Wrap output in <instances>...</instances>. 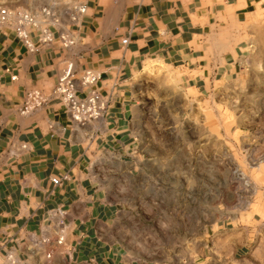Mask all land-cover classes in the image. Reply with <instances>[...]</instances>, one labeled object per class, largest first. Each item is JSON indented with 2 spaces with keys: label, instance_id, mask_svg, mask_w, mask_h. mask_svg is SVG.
I'll return each instance as SVG.
<instances>
[{
  "label": "crops",
  "instance_id": "obj_1",
  "mask_svg": "<svg viewBox=\"0 0 264 264\" xmlns=\"http://www.w3.org/2000/svg\"><path fill=\"white\" fill-rule=\"evenodd\" d=\"M77 1L87 12L70 26L79 37L70 49L56 39L31 53L11 28L0 27V260L10 253L24 264H144L124 260L104 238L118 205L98 178L95 154L122 162L131 156L134 79L150 62L178 68L198 90L234 75L248 46L241 23L256 17L264 0ZM69 63L77 77L84 69L100 74L95 88L111 96L101 119L77 125L56 97L20 115L26 91L50 95ZM57 222L67 225L65 250L47 259L46 248L35 250L33 241L54 236ZM245 248L242 241L232 245L221 264H238Z\"/></svg>",
  "mask_w": 264,
  "mask_h": 264
},
{
  "label": "rangeland",
  "instance_id": "obj_2",
  "mask_svg": "<svg viewBox=\"0 0 264 264\" xmlns=\"http://www.w3.org/2000/svg\"><path fill=\"white\" fill-rule=\"evenodd\" d=\"M40 2L66 8L78 1L0 5L31 9ZM240 28L248 43L240 68L206 90L161 62L139 71L131 156L122 162L95 154L98 178L118 205L104 238L124 260L221 264L242 241L246 253L238 264H264V8Z\"/></svg>",
  "mask_w": 264,
  "mask_h": 264
},
{
  "label": "built area",
  "instance_id": "obj_3",
  "mask_svg": "<svg viewBox=\"0 0 264 264\" xmlns=\"http://www.w3.org/2000/svg\"><path fill=\"white\" fill-rule=\"evenodd\" d=\"M86 12L85 2H77L66 8L41 3L36 10L13 9L0 5V27L11 28L31 53L37 52L41 47L50 46L56 39L62 48L70 49L79 39L78 34L70 26L79 22ZM32 31L36 32V41H33ZM127 42V37L121 40L123 45ZM15 78V75L11 76L12 80ZM99 78L100 74L91 69H84L77 77L73 63H69L60 74L50 95H46L38 88L27 90L18 112L20 115H28L43 107L50 97H56L66 107L70 119L75 124L84 125L99 120L111 100V96H104L95 88ZM21 148L25 149L26 145L22 144ZM60 180L58 177L51 178L53 185H58ZM57 214L54 212V215ZM56 227L54 236L35 237L33 241L37 247L35 250L41 251L46 248L47 259L66 242L67 225L57 222ZM7 261L9 264H24L10 253L7 254Z\"/></svg>",
  "mask_w": 264,
  "mask_h": 264
},
{
  "label": "bare ground",
  "instance_id": "obj_4",
  "mask_svg": "<svg viewBox=\"0 0 264 264\" xmlns=\"http://www.w3.org/2000/svg\"><path fill=\"white\" fill-rule=\"evenodd\" d=\"M148 65H149V64H148ZM148 65H147V66H148ZM147 66H146V67H147ZM147 68H148V67H147Z\"/></svg>",
  "mask_w": 264,
  "mask_h": 264
}]
</instances>
